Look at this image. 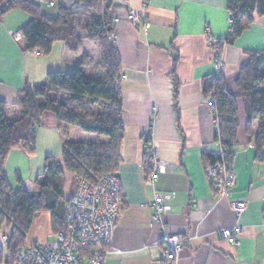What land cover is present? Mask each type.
Returning <instances> with one entry per match:
<instances>
[{
	"label": "crops",
	"instance_id": "0c3cea01",
	"mask_svg": "<svg viewBox=\"0 0 264 264\" xmlns=\"http://www.w3.org/2000/svg\"><path fill=\"white\" fill-rule=\"evenodd\" d=\"M33 1L41 6L42 13L56 16V10L47 7L48 0ZM142 3L115 0L110 10L116 36L113 44L122 68L119 85L125 136L117 172L123 193L122 212L112 244L105 250V264H161V225L153 221L148 205L157 194L170 195L166 203L170 210L162 216L163 227L188 240L177 264H264V161L257 160L258 155L264 156V146L257 148L245 132L241 99H237L239 129L231 165L237 182L227 199L213 191L203 159L204 152L211 154L218 149L213 111L203 99V80L216 75L213 49L229 32L225 0H150L148 30L141 24L134 27L127 20V10L140 11ZM30 20L31 15L17 7L0 16L1 101L16 103L24 88L44 83L48 72H71L84 56L89 58L86 75H98L100 48L85 38L76 52L63 42L54 43L47 55L36 56L33 50H27L20 30ZM250 51L264 53V17H256L233 44L221 48L220 74L231 93L237 91L235 81ZM150 130L156 157L170 165L153 186L146 185L151 174L144 166V138ZM65 140L93 142L96 136L76 127L60 126L53 113H44L37 127L35 152L18 146L8 153L4 170L10 185L36 189L35 181L45 170V160L51 157L61 162ZM73 178L69 196L65 178V200L73 194ZM235 202L246 205L239 219L231 209ZM237 223L242 228L238 248L221 233ZM30 233L27 245L50 241V213L35 218Z\"/></svg>",
	"mask_w": 264,
	"mask_h": 264
},
{
	"label": "trees",
	"instance_id": "16d2710c",
	"mask_svg": "<svg viewBox=\"0 0 264 264\" xmlns=\"http://www.w3.org/2000/svg\"><path fill=\"white\" fill-rule=\"evenodd\" d=\"M114 1L75 0L70 6L56 2L55 17L42 13L41 6L34 1L17 2L6 10L17 7L31 15L30 22L20 30L27 50L39 49L47 55L54 43L63 42L70 51L76 52L85 38L97 43L101 60L96 66L98 75L85 74L89 58L84 56L71 72H48L44 83L24 88L16 103L0 100V230L10 229L7 256L3 260L0 248V264H15L16 252L27 246V237L39 213H50L53 233L66 228L63 196L66 173L95 186L104 175L117 173L120 168L125 136L123 95L119 85L122 68L117 49L108 39L114 32L110 17ZM225 4L231 22L225 40L215 43L219 51L223 45L233 44L256 17H264V0H225ZM246 54L248 60L239 70L235 93L227 89L220 72L203 80V99L211 107L215 121L214 141L223 150L220 156L203 153L206 168L215 161L232 165L239 129L237 99L244 104L246 134L257 148L264 146V53L250 51ZM46 112L53 113L60 126L76 127L96 136V140H65L61 162L51 157L45 160V170L35 181L36 189L23 186L15 189L4 170L8 153L18 146L28 153L35 152L37 127ZM144 141V166L151 174V130ZM257 160L264 161V156L258 155Z\"/></svg>",
	"mask_w": 264,
	"mask_h": 264
},
{
	"label": "built area",
	"instance_id": "2783aa9c",
	"mask_svg": "<svg viewBox=\"0 0 264 264\" xmlns=\"http://www.w3.org/2000/svg\"><path fill=\"white\" fill-rule=\"evenodd\" d=\"M21 1L33 0H3L0 3V15L9 9L13 4ZM56 1L48 0L47 7H54ZM150 0H143L140 11L128 9L126 4L123 7L127 10L128 22L136 27L142 25L144 29L150 28L147 9ZM231 22V18H230ZM21 39L20 34H16ZM108 38L115 41L114 33ZM209 44L213 40L208 38ZM36 56L42 55L39 49L33 50ZM214 67L217 72L222 68L221 52L213 49ZM215 122V121H214ZM218 149L213 153L220 156L223 152L219 144ZM153 171L146 180L147 186H153L161 174L170 170L168 163L156 157L152 148ZM213 191L222 199H227L229 193L236 186V175L231 167L223 161H215L206 169ZM170 195L157 194L154 200L149 203L153 210V221L161 225L160 243L162 245L161 264H177L180 252L188 244V240L180 233H170L163 227L162 216L170 207L166 204ZM123 193L117 173L104 175L95 186H91L84 179L76 178L75 188L72 196L66 200V228L57 233L49 235L51 241L36 242L19 248L16 252L15 264H105L108 246L112 244L117 221L122 212ZM246 205L243 202L231 204L236 219H239L245 211ZM242 228L237 223L232 227L223 229L222 236L226 241L238 248L240 246L239 236ZM262 234L264 236V216L262 222ZM5 245L8 242V235L3 237Z\"/></svg>",
	"mask_w": 264,
	"mask_h": 264
},
{
	"label": "rangeland",
	"instance_id": "374dc122",
	"mask_svg": "<svg viewBox=\"0 0 264 264\" xmlns=\"http://www.w3.org/2000/svg\"><path fill=\"white\" fill-rule=\"evenodd\" d=\"M44 1H47V0H44ZM56 2H60V0H55ZM63 2H64V4H66V5H68V6H70V5H72V4H74V2H75V0H62ZM52 9H54L53 7H52ZM85 74H87L88 75V70L86 69L85 70ZM67 175H71L70 176V182H69V176L67 177ZM74 175H72V174H70V173H66V181H65V186L64 187H66V190L69 192L67 195L69 196V194H70V190L72 189V186H73V183H74ZM46 213H48V212H42V213H39L37 216H36V218L37 217H40L42 214H46ZM10 233V229H8L7 227H5L3 230H0V242H2L1 243V245H0V248H2V250H3V252H2V256H3V260H5V258H6V256H7V252H6V245H5V243H4V240H3V237L4 236H6V235H8ZM53 234V233H52ZM30 235H31V233H29V235H28V238L30 237ZM50 239V238H49ZM52 239H50V241H51ZM27 243V242H26Z\"/></svg>",
	"mask_w": 264,
	"mask_h": 264
},
{
	"label": "bare ground",
	"instance_id": "6f19581e",
	"mask_svg": "<svg viewBox=\"0 0 264 264\" xmlns=\"http://www.w3.org/2000/svg\"><path fill=\"white\" fill-rule=\"evenodd\" d=\"M109 39V38H108ZM111 42H113L112 40H111Z\"/></svg>",
	"mask_w": 264,
	"mask_h": 264
}]
</instances>
